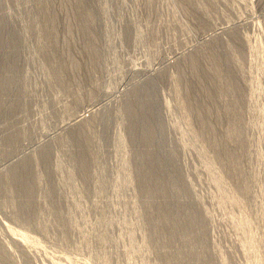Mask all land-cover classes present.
Wrapping results in <instances>:
<instances>
[{
  "label": "rangeland",
  "instance_id": "obj_1",
  "mask_svg": "<svg viewBox=\"0 0 264 264\" xmlns=\"http://www.w3.org/2000/svg\"><path fill=\"white\" fill-rule=\"evenodd\" d=\"M0 264H264V0H0Z\"/></svg>",
  "mask_w": 264,
  "mask_h": 264
}]
</instances>
